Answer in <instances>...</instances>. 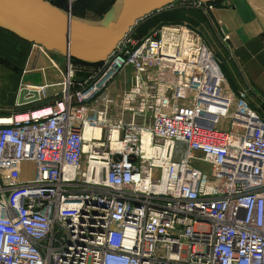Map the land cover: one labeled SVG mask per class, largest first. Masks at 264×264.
I'll return each mask as SVG.
<instances>
[{"label":"built area","instance_id":"1","mask_svg":"<svg viewBox=\"0 0 264 264\" xmlns=\"http://www.w3.org/2000/svg\"><path fill=\"white\" fill-rule=\"evenodd\" d=\"M66 65L58 97L1 115L0 264H264V120L201 36L131 30L102 62ZM126 70L136 118L116 121Z\"/></svg>","mask_w":264,"mask_h":264},{"label":"crops","instance_id":"2","mask_svg":"<svg viewBox=\"0 0 264 264\" xmlns=\"http://www.w3.org/2000/svg\"><path fill=\"white\" fill-rule=\"evenodd\" d=\"M48 1L62 9L68 6L67 0ZM195 1L202 5L196 7ZM77 17L89 19L85 15ZM254 17L240 8L236 0H176L139 21L135 32L143 37L152 29L169 24H182L199 31L197 34L214 51L211 50L229 89L234 93L245 91L249 105L264 120V32ZM226 35L228 38L224 39ZM26 43L0 27V57L8 62L0 63V98L6 99L5 104H0V116L25 106H19L17 99L29 69Z\"/></svg>","mask_w":264,"mask_h":264},{"label":"water","instance_id":"3","mask_svg":"<svg viewBox=\"0 0 264 264\" xmlns=\"http://www.w3.org/2000/svg\"><path fill=\"white\" fill-rule=\"evenodd\" d=\"M175 1L123 0L118 12L112 5L100 20L90 21L73 15L71 5L62 9L48 0H0V27L32 44L62 54L67 61L99 63L139 21ZM37 100L36 90L21 88L17 104ZM118 157L116 155L115 159Z\"/></svg>","mask_w":264,"mask_h":264},{"label":"rangeland","instance_id":"4","mask_svg":"<svg viewBox=\"0 0 264 264\" xmlns=\"http://www.w3.org/2000/svg\"><path fill=\"white\" fill-rule=\"evenodd\" d=\"M111 1L112 0H90V2H88V6H85L86 1L80 0L76 2L75 9L78 10L81 15H85L87 18L91 20L98 21L103 17V15L110 9V7L117 0H115L110 5ZM236 1H237V4L240 5V8H242L243 10H247L249 14H251V16H255L258 18L257 11L253 8L252 5H254L256 9H258L260 12L262 11V8H260L257 4H252L250 0H236ZM190 29L196 33H199V31H197L196 29L192 27H190ZM205 39H206V36H205ZM26 44L28 46L27 55L30 61L28 63L29 69L26 70L25 76L23 78L22 88H26L28 90H36L38 92L40 99L36 101L35 103H32L30 105L27 104L23 106L17 112H23L27 109H31V108H35V107L47 104L50 101H52L54 98L58 97L61 93L64 78L66 77V68H65L66 58L65 56L57 52H51L35 44L33 45L30 43H26ZM209 48L212 50L210 46ZM8 53L9 52H6L7 55H9ZM0 59L4 60V62H7L5 59L1 57ZM134 73L135 72H132L130 70H126L125 72H122L116 78V80H114L111 83L108 89L109 94H110L109 96H111L113 100L112 112H113L114 117L116 116V113H117V108L114 103V100L115 99L120 100L121 98L123 99V97L129 92V84H127L125 85L124 89L121 90V92L117 95L116 92H114V90L116 91V87L119 83L118 81L123 79L122 82H124L126 81L125 79L128 78V76L133 77L135 75ZM128 79H130V77ZM27 98H30V95L29 97L27 96ZM5 101H6L5 98L3 99L0 98V104L4 103ZM122 107H123V103H122ZM131 116H135L136 118V115H133V111L125 110L123 108L118 110V118L130 119ZM0 121L7 122L6 120L2 118H0Z\"/></svg>","mask_w":264,"mask_h":264},{"label":"bare ground","instance_id":"5","mask_svg":"<svg viewBox=\"0 0 264 264\" xmlns=\"http://www.w3.org/2000/svg\"><path fill=\"white\" fill-rule=\"evenodd\" d=\"M122 1L123 0H117L114 4H113V9H114V11L115 12H118V10L120 9V6H121V4H122ZM251 2H252V4H257L260 8H262V11L260 12L258 9H256V7L254 6V5H252L253 6V8L257 11V16H258V20H259V22H260V25H261V27H262V29H263V31H264V0H250ZM85 19V18H84ZM87 20H90V19H87ZM90 21H92V20H90ZM94 21V20H93ZM35 45H37V46H41V45H38V44H35ZM41 47H43V46H41ZM44 48V47H43ZM51 52H53V51H51ZM66 60V59H65ZM65 65H66V61H65ZM65 68H67V65L65 66ZM143 76H145L146 74H145V72H142L141 73ZM130 77V79H128ZM135 77H136V75L135 76H128V78H126L125 80L126 81H124V82H122L123 81V79H121V80H119L118 82V85H117V87H116V91L114 90V92H116V94L118 95L120 92H121V90H123L124 89V87H125V85H127V84H129V92L130 91H134L135 90V88H136V81H135ZM66 79V77L64 78V80ZM135 81V82H134ZM108 92H109V90H108ZM107 97H111V96H107ZM106 98L105 97H103V98H101L100 99V102H106V100H105ZM124 102V100L121 98L120 100L118 99V100H114V103H115V105H116V108H117V113H116V116L114 117L115 118V120L117 121L119 118H118V110H120V109H122V108H124V104H123V107H122V103ZM128 109H131V108H128ZM0 118H2V119H4V120H6L7 122L9 121V116H0ZM96 118L97 119H102V114H100V117H98V113L96 114ZM0 123H2V122H0ZM116 131H117V129L115 128L114 129V135H116ZM92 132H95V134L96 135H99V132H100V128L97 126V127H95V128H93V127H90V125L89 124H87L86 125V127H85V135H89V134H91ZM142 142H143V144H142V150H143V152L145 153V154H148V155H150L152 152H153V149L154 148H152L151 146H150V144H149V141H148V135H147V133L146 132H144L143 131V133H142Z\"/></svg>","mask_w":264,"mask_h":264},{"label":"trees","instance_id":"6","mask_svg":"<svg viewBox=\"0 0 264 264\" xmlns=\"http://www.w3.org/2000/svg\"><path fill=\"white\" fill-rule=\"evenodd\" d=\"M77 1H80V0H75L72 4H71V12H72V14L73 15H75V16H82L80 13H79V11L78 10H76L75 9V4H76V2ZM86 1V4H85V6H88V2H90V0H85ZM115 0H112L111 1V3H110V5L114 2ZM51 4H53V5H56L54 2H52L51 1ZM59 7V6H58ZM59 8H61V7H59ZM108 8V7H107ZM63 9H65L64 7H63ZM107 10V9H106ZM105 12V11H104ZM146 19V18H145ZM141 22V21H140ZM140 24L138 23V25H136L133 29H132V32L136 35V34H138V33H136L135 32V30L137 29V27L139 26ZM9 32V31H8ZM10 34H12V35H14L13 33H11L10 32ZM139 35V34H138ZM137 35V36H138ZM14 36H16V35H14ZM16 38H19V37H17L16 36ZM19 39H21V38H19ZM22 41H25V42H27V43H30V44H32L31 42H28V41H26V40H23V39H21ZM72 62H74V63H87V62H83V61H80V60H77V59H70ZM0 62L1 63H6V64H8V62H4V60H1L0 59ZM87 64H94V63H87ZM80 75V74H79ZM5 115H8V114H5Z\"/></svg>","mask_w":264,"mask_h":264}]
</instances>
